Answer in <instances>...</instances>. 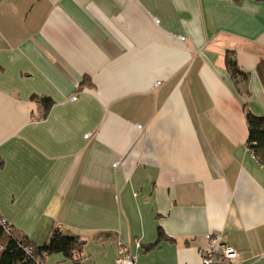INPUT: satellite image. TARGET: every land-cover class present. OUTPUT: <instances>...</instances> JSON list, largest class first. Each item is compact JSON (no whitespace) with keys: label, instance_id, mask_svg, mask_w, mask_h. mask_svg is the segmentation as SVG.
Returning <instances> with one entry per match:
<instances>
[{"label":"crops","instance_id":"0c3cea01","mask_svg":"<svg viewBox=\"0 0 264 264\" xmlns=\"http://www.w3.org/2000/svg\"><path fill=\"white\" fill-rule=\"evenodd\" d=\"M262 59L264 0H0V216L84 264H201L207 233L264 264Z\"/></svg>","mask_w":264,"mask_h":264},{"label":"trees","instance_id":"16d2710c","mask_svg":"<svg viewBox=\"0 0 264 264\" xmlns=\"http://www.w3.org/2000/svg\"><path fill=\"white\" fill-rule=\"evenodd\" d=\"M225 63L232 75L237 73L246 75L238 68L230 52L226 53ZM256 72L264 86V59L258 62ZM39 100L45 109L51 105L47 97H41ZM245 117L248 129L246 145L253 158L264 167V115L258 116L247 110ZM1 219L0 216V264H43L47 256L54 253L61 254L70 264H84L82 256L84 240L79 235L53 227L48 238L38 244L28 235L14 233L12 227L6 221L2 223ZM164 238V233L160 231L158 239L149 246Z\"/></svg>","mask_w":264,"mask_h":264},{"label":"built area","instance_id":"2783aa9c","mask_svg":"<svg viewBox=\"0 0 264 264\" xmlns=\"http://www.w3.org/2000/svg\"><path fill=\"white\" fill-rule=\"evenodd\" d=\"M155 21H157V19H155ZM178 40L183 41L184 36H178ZM159 83V81L156 82V85ZM71 99H76V96H72ZM138 127L140 126L138 125ZM85 136L89 137L90 132ZM116 164L117 162L114 163V165ZM5 221L6 220L3 218L1 219L2 223L7 222ZM7 228L8 227H6V229ZM204 239L206 245L199 251L201 264H235L241 259V253L233 246L223 242L218 234L207 233ZM114 264H136L135 257L130 253L128 247L121 242L118 246Z\"/></svg>","mask_w":264,"mask_h":264}]
</instances>
